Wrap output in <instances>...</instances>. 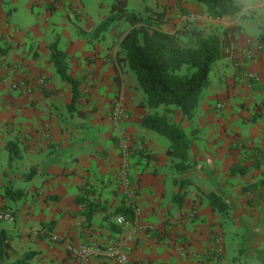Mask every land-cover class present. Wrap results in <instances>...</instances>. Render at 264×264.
Returning a JSON list of instances; mask_svg holds the SVG:
<instances>
[{
	"label": "crops",
	"instance_id": "obj_1",
	"mask_svg": "<svg viewBox=\"0 0 264 264\" xmlns=\"http://www.w3.org/2000/svg\"><path fill=\"white\" fill-rule=\"evenodd\" d=\"M114 1L61 0L51 9L52 0H0V211L14 216L0 221V238L11 239L0 264L30 254L31 264H123L105 253L119 242L126 264H264V0H235L242 12L223 19L196 0H127L130 12L172 18L175 28L243 27L190 119L150 107L135 72L118 61L128 25L94 36ZM54 43L79 81L75 103L73 85L51 62ZM119 94L127 117L116 129ZM155 113L181 124L191 144L187 168L178 170L170 141L143 125ZM126 136L140 148L128 160ZM82 188L90 205L76 202ZM127 207L133 220L120 227L115 219ZM85 246L99 249L83 261L73 250Z\"/></svg>",
	"mask_w": 264,
	"mask_h": 264
},
{
	"label": "trees",
	"instance_id": "obj_2",
	"mask_svg": "<svg viewBox=\"0 0 264 264\" xmlns=\"http://www.w3.org/2000/svg\"><path fill=\"white\" fill-rule=\"evenodd\" d=\"M60 1L52 0L50 8L54 9V3ZM196 1L204 5L207 14L215 19L235 17L243 9L235 0ZM153 17L156 24L130 12L127 0H115L110 16L96 28L94 36L102 35L121 22L128 23L131 29L120 42L121 53L118 55V61L127 62L135 72L140 88L148 97L150 107L165 106L166 112L171 110L169 107H174L179 109L184 117L190 119L198 108L203 91L210 85V73L214 65L223 58L233 56L237 40L243 34V27L237 23L221 32L213 31L206 34L203 29L186 22L173 31H166L162 28L165 23L163 15L157 14ZM50 50L51 62L61 78L73 85L75 103L79 95V81L69 74L67 55L58 48L57 43L52 44ZM143 125L170 141L167 155L181 160L176 164L178 170L188 167L191 144L181 124L172 122L167 114L155 113L145 115ZM8 150L11 158L19 152L13 142L8 144ZM238 170V166H233L232 174ZM88 192L89 190L82 188L76 202L90 205L86 197ZM211 202L223 207V201L215 194L211 195ZM120 211L128 219L133 220V208L127 207ZM94 214V210H89L88 219L91 220ZM10 248L11 239L2 232L0 256H7ZM32 256L33 254L26 255L16 264H31L29 260Z\"/></svg>",
	"mask_w": 264,
	"mask_h": 264
},
{
	"label": "built area",
	"instance_id": "obj_3",
	"mask_svg": "<svg viewBox=\"0 0 264 264\" xmlns=\"http://www.w3.org/2000/svg\"><path fill=\"white\" fill-rule=\"evenodd\" d=\"M250 77L254 80H258L257 74H249ZM13 86H20V83L17 82ZM222 105L218 104V108ZM112 122L117 129L118 125L127 117V109H126V99L123 94H119L112 106ZM140 150L139 144L135 140H131L129 137H124L122 139V154L125 160H128L134 153ZM14 216L11 211H0V221L2 220H13ZM116 225L122 227L127 224V218L124 215H119L115 219ZM55 241L58 240L56 236H53ZM124 244L122 242L115 243L112 245H108L105 247V253L112 258L117 259L120 263L126 264L128 261V255L124 250ZM101 248V247H100ZM99 247H90L85 246L80 249H74V254L81 260L86 261L89 259L91 255H93Z\"/></svg>",
	"mask_w": 264,
	"mask_h": 264
},
{
	"label": "rangeland",
	"instance_id": "obj_4",
	"mask_svg": "<svg viewBox=\"0 0 264 264\" xmlns=\"http://www.w3.org/2000/svg\"><path fill=\"white\" fill-rule=\"evenodd\" d=\"M238 16V15H237ZM236 17V16H235ZM144 18V17H143ZM145 19H148V21H150V22H153L154 24H156V21H154V17H146ZM170 20H172V18H166L165 19V24L162 26V28H164L165 30H173L175 27H176V23H172V22H170ZM123 23H125L126 25H128V27L129 28H131V26L129 25V24H127L126 22H123ZM170 23H172V24H170ZM182 23L183 22H179V25L181 26L182 25ZM206 28H209V29H211V30H213L214 31V29L212 28V26H205ZM222 26H219V27H217V29H216V31H222ZM125 30L126 29H124V31L123 32H120V36L125 32ZM212 31V32H213ZM185 71L183 70L182 71V73H184ZM172 115H175V113L174 114H171V116Z\"/></svg>",
	"mask_w": 264,
	"mask_h": 264
}]
</instances>
